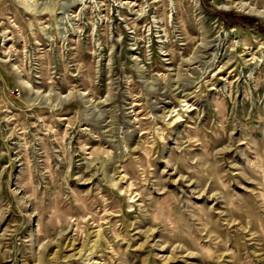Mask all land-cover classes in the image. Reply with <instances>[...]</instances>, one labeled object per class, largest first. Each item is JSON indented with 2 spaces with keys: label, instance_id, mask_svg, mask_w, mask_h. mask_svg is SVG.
Here are the masks:
<instances>
[{
  "label": "rangeland",
  "instance_id": "1",
  "mask_svg": "<svg viewBox=\"0 0 264 264\" xmlns=\"http://www.w3.org/2000/svg\"><path fill=\"white\" fill-rule=\"evenodd\" d=\"M0 264H264V0H0Z\"/></svg>",
  "mask_w": 264,
  "mask_h": 264
},
{
  "label": "trees",
  "instance_id": "2",
  "mask_svg": "<svg viewBox=\"0 0 264 264\" xmlns=\"http://www.w3.org/2000/svg\"><path fill=\"white\" fill-rule=\"evenodd\" d=\"M219 13H221L222 15H224V17H228V16H231V15H237V16H241V19L243 20H254L256 19L255 17H251V16H248V15H244V14H239V13H236L235 11H224V10H219L218 11Z\"/></svg>",
  "mask_w": 264,
  "mask_h": 264
}]
</instances>
